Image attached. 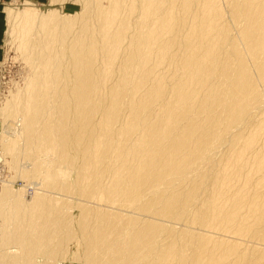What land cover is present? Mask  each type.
Here are the masks:
<instances>
[{
  "label": "bare ground",
  "instance_id": "bare-ground-1",
  "mask_svg": "<svg viewBox=\"0 0 264 264\" xmlns=\"http://www.w3.org/2000/svg\"><path fill=\"white\" fill-rule=\"evenodd\" d=\"M26 2L0 264H264V0Z\"/></svg>",
  "mask_w": 264,
  "mask_h": 264
},
{
  "label": "rangeland",
  "instance_id": "rangeland-1",
  "mask_svg": "<svg viewBox=\"0 0 264 264\" xmlns=\"http://www.w3.org/2000/svg\"><path fill=\"white\" fill-rule=\"evenodd\" d=\"M27 0H0V104H5L7 100L10 99V96L16 93L17 88L23 87L24 85V79L26 75V65L24 61L22 60L18 50H16V45L11 46V24L7 18V10L10 8L18 10V8H25V4H28L26 2ZM29 1V0H28ZM32 4L38 9H41V11H47L50 8L58 9L59 14H75L79 13L81 11V5L78 2V0H59L56 1V3L52 6L50 4L53 0H30ZM13 47V49H12ZM15 47V48H14ZM25 71V72H24ZM25 74V75H24ZM13 85V86H12ZM17 86V88H16ZM15 87V89H14ZM5 125L0 119V136H2L3 130H7V125ZM13 126V124H10ZM5 128V129H3ZM2 154V149L0 147V155ZM0 178L3 183L7 180H12L14 184L15 190H20L22 186L26 185V181L20 179L17 177L15 179L13 170L10 166H8V163H5L4 161H0ZM8 164V165H7ZM3 166V167H2ZM2 167V168H1ZM10 167V169H9ZM5 172V173H4ZM2 174V175H1ZM6 178V179H5ZM15 181H14V180ZM0 182V185L2 184ZM3 184L0 186V191L2 189ZM24 188V187H23ZM22 188V189H23ZM78 210L74 212L75 216L78 215ZM1 221V219H0ZM1 223V222H0ZM3 237V235H0V238ZM8 247L17 248V245H15L14 242L9 241ZM76 242L72 243L70 247H68V258L61 260V258H58L56 262L49 263V262H42L41 264H83L82 258L80 259H74V252H76ZM80 250H83L80 248ZM79 250V251H80ZM13 251V250H12ZM9 251V252H12ZM82 254V252L80 251ZM5 254V253H4ZM13 255L7 256V260L11 261ZM40 261V260H38Z\"/></svg>",
  "mask_w": 264,
  "mask_h": 264
}]
</instances>
